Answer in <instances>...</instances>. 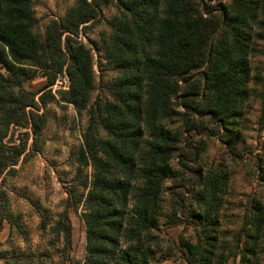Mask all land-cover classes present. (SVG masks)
<instances>
[{
	"label": "trees",
	"instance_id": "16d2710c",
	"mask_svg": "<svg viewBox=\"0 0 264 264\" xmlns=\"http://www.w3.org/2000/svg\"><path fill=\"white\" fill-rule=\"evenodd\" d=\"M213 1L164 0V18L158 19L159 25L152 31L151 22L157 16L156 0H115L116 13L109 21L110 33L102 50L103 59L120 70L121 75L110 89L112 101L104 104L101 111L98 103L95 108L88 107L94 82L93 54L79 39L84 24L96 16L99 1L77 0L63 18L46 27L41 38L32 31L35 24L32 0H0V176L17 162L21 153L17 145L5 144L8 127L24 128L28 120L34 149L46 122L45 112H39L38 104L45 106L48 101H55L52 95L46 99L44 94L36 99L33 92L22 88V81L35 77V68L47 66L58 74L65 67L70 87L64 99L78 111L87 106L89 123L76 162L92 167V181L84 197L68 191L72 207L78 203L84 206L88 255L83 264H104L106 259L113 258L106 255L105 246H117L125 215L123 208L109 211L113 203L124 206L132 201L129 204L135 217L132 223L137 229L129 236L130 241L140 243L142 232L157 228L156 221L162 218L161 186L169 176L167 162L175 152L179 171L191 173L192 180L198 181L199 173L188 166L197 154L196 147L189 144V137L183 135L181 150L173 143L168 148L165 140L173 139L152 130L166 109L172 113V100L179 99L184 112L198 116L210 113L220 125L227 117L238 115L230 108L247 96L246 50L254 36L264 39L263 32L256 35L251 32V23L258 18L257 9L264 8V0H229V8L220 5L214 9H218L221 19L212 14L209 4ZM122 11L126 12L125 19L120 18ZM261 27L264 28V22ZM148 49L153 53L148 55ZM139 72L142 73L136 75ZM144 114L147 121H141ZM143 122L154 135V141L146 145L136 162L134 156L140 151ZM100 129L105 138L98 135ZM137 171L141 179L134 187L132 179ZM2 183L3 178L0 198ZM223 185L224 177L220 175L205 180L203 197L197 198L205 204L197 218L204 227ZM117 214L120 221L110 217ZM6 217L2 214V218ZM63 219L58 227L69 244L66 213ZM166 220L167 226L188 222L187 218L179 217ZM203 248L200 240L195 248L189 245L190 251L194 250L198 256L197 262L206 264L212 252ZM126 264H146V259L142 256L139 261Z\"/></svg>",
	"mask_w": 264,
	"mask_h": 264
},
{
	"label": "rangeland",
	"instance_id": "374dc122",
	"mask_svg": "<svg viewBox=\"0 0 264 264\" xmlns=\"http://www.w3.org/2000/svg\"><path fill=\"white\" fill-rule=\"evenodd\" d=\"M98 1L97 14L84 24L79 39L93 54L94 82L88 107L95 108L98 103L103 111L104 104L112 101L110 89L121 72L103 59L102 50L110 33L109 21L116 13L115 0ZM76 2L32 0L33 33L43 38L46 27L63 18ZM155 5L157 16L151 22L152 31L159 25L158 19L164 18V0H156ZM209 5L212 14L221 19L218 9H214L220 5L229 8L230 1L215 0ZM150 12L153 16L152 8ZM256 13L258 18L251 23L254 35L264 33L261 27L264 8H258ZM125 14L122 11L120 18L125 19ZM152 51L148 49L147 54ZM246 52L247 96L231 106L230 110L238 114L236 117L229 116L220 125L208 112L200 116L184 112L179 99L175 98L170 103L172 113L166 109L164 116L156 119L152 130L173 139L172 142L165 140L168 148L174 144L181 150L185 141L183 135L189 137V144L196 147L197 154L188 166L199 173V179L192 180L191 173L179 171L178 152L171 156L167 162L169 176L161 186L159 197L162 218L156 221L157 228L142 232L140 243L129 240L132 231L137 229L132 223V219L135 220L129 205L132 201L124 206L113 203L109 211L118 212L123 208L125 215L117 246H105L106 255L113 258L106 259L104 264L133 263L142 256L146 264H201L197 262L195 251L189 249V245L195 248L199 240L206 252H212L206 264H264V39L254 36ZM35 69L36 76L22 81V88L33 92L36 99L41 94L46 99H51L52 95L56 102L48 101L45 106L38 104L39 112H45L46 122L34 149L28 120L24 128L10 125L4 138L6 145H17L21 153L17 162L0 176V180L3 178L0 264H83L88 255L82 217L84 206L78 203L72 207L68 191L84 197L92 181V167L76 162L83 133L89 125L87 106L78 111L65 101L70 87L65 67L58 74L47 66ZM140 91L143 93L144 89ZM141 121H147L145 114ZM141 129L143 135L139 140L140 151L134 156L136 162L146 145L154 141V135L144 122ZM98 135L106 137L101 129ZM217 175L224 177V185L216 194L219 201L204 227L197 218L205 204L197 198L203 197L205 180ZM133 177L132 185L137 187L141 173L137 171ZM64 213L70 226L69 244L58 227ZM2 214L7 217L2 218ZM118 215L110 217L120 221ZM167 217L187 218L188 222L167 226ZM165 256L168 258L163 259Z\"/></svg>",
	"mask_w": 264,
	"mask_h": 264
}]
</instances>
